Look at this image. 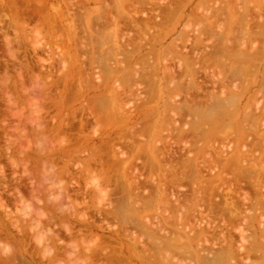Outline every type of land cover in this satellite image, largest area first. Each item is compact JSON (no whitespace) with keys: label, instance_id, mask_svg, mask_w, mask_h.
<instances>
[{"label":"rangeland","instance_id":"obj_1","mask_svg":"<svg viewBox=\"0 0 264 264\" xmlns=\"http://www.w3.org/2000/svg\"><path fill=\"white\" fill-rule=\"evenodd\" d=\"M240 2L243 3L244 7L251 6L249 7L250 9L252 7L254 8L256 6H259L261 16L264 17V0H261V1L260 0H0V196H1L0 201L2 203L4 202V204L6 205V207L4 206V210L1 209L3 208V206H1L2 204L0 205V209H1L0 231H5L4 225H7L10 229H12L13 234L16 235L15 236L16 238H21V237L25 238L26 234L28 235L27 232H29L30 234L28 235L29 236L28 242H0V264H6L4 262H5V258L7 257L6 255L8 254L7 252L9 249L8 247L9 245L13 246V249H15V251L16 250L22 251L25 257L24 259L31 261L32 257H34L36 260H38L39 264H41L39 260L42 261V259H45L42 261L43 264L44 263L45 264H109V263L110 264H118V263L124 264V262L122 261V258L124 259V261L125 259L129 260V262L126 260L127 261L126 264H129V263L130 264H134V263L135 264H152L153 262L154 264H179V263L187 264V262L190 259H192L193 256L195 259L193 258L192 260H190L191 262L192 261L193 262L191 263L189 261L188 263L189 264H199V258L204 257L202 247H200L199 248L200 250H199L198 245H197L198 243H195V242L193 243L189 240L190 235L195 233L193 232L195 226H196L195 229L197 230H198V226L196 222L195 224H193L194 223L193 222L192 225H194V227H192L191 225L192 231H190L189 228L185 229V227H179L176 224L172 225L176 219H178L181 215H183L182 212H185V211L183 210L182 212H180L179 214L181 215H179V217L177 218H175L176 216H178V215H175L176 212H174L173 215H171L173 217L169 216L171 213V209H172L171 206L173 204L172 202L173 200L172 201L170 200L172 199V197L169 196L170 193H167V196L165 197L166 199L169 197L170 202H172V204L170 203L171 206L168 204V201H167L168 199L166 200L167 202L166 204L165 202H163L165 205L163 203L161 205L160 203V205L162 206V208H164V210L166 208L165 211H170V212H167L165 215V211H163V214H162L161 211L163 209L161 210V208H159L160 205H157V203H155L157 206H159V207L156 206L159 209L155 208V205H154L153 208L155 209L152 210L151 208L150 212H148L149 210L146 211L148 212L147 214H145L146 212H143L145 214L143 217L144 218L149 217L148 219H150L151 216H154V217H151V219L156 220L158 218L156 222H158V220L160 219L159 217L162 218L161 220H164L165 216L171 217L170 219H167L168 222L165 220V223H164V225L165 224L169 225L167 229L170 230L171 232L165 229L166 226H164L163 224H161L163 227L161 225L158 227H160V229L161 228L164 229L165 230V231L163 230L164 232L158 229L157 225L159 224L156 225V223L153 220H148L147 218L144 219L143 217L142 218H143V223L145 222L144 225L146 224L148 226L145 228H148V229L152 228V230H148L151 234L154 233L153 229L155 228L158 230V233L160 234L165 233L167 230L168 233L167 232L165 233L167 238L163 237L165 236L164 234L162 236L160 234H159L160 236L158 235L156 236L161 238L159 240H162V239L164 241L168 240V242H165L164 245L168 243V246H170L171 248L169 249L170 251L168 250V252L173 257L169 256V253L166 252L167 250H163L161 252L163 253L165 251L166 255L164 252L163 254H160L158 256L157 253H160V252H158V250L156 249H158L159 247L158 245L160 243L162 244V242H159V244L158 242H154L152 240L149 242L150 238L147 239L148 238V237L146 238L147 235L144 236L145 233H143L144 235L142 234V231H143L142 229L144 227V225H141L143 224L141 221V216H140V215H143L142 212L141 214L138 215L140 217L138 221L139 220L141 221L139 223H140V227L142 226L141 227L142 229L139 228L138 225L137 227L136 226L134 227V225H136L134 224V222H132V224L134 225L126 224L127 225L126 227V225L123 224V222H120L118 219L114 217V212L119 207H121L120 206L121 204L124 205V201H125L124 195H126L125 196L126 198L127 193L130 192L129 191L130 189L125 190L124 192L123 188L125 189H128V187L131 188L130 186H132V184L134 187V183L136 181H138L137 183H140L142 180L143 181L145 180V183L144 182L140 183V185L141 184L142 185L148 184V185L145 186V189L142 187L143 189L141 188L139 190H143L141 192L142 195L144 194L148 195V190H151V189L149 188L147 189L146 187L149 186L151 188L153 187L154 189H156L158 184L163 185L166 179L169 180L170 183H171V180H173L174 182L175 177H173V179H170L174 175H176V177L179 176L182 179H186L188 177L187 175L189 174L188 173L190 170L189 168L191 167V169H194L195 167V166L192 167V165L188 166V163H191V161H194L195 163V159H196V163H195L196 166L202 165L204 159H205V162H207V160L208 162L212 161L214 165V162H215L213 161L214 153H215L214 155H216V158L221 153V155L219 156H222V157L219 158L218 161L219 160L221 161L222 158H226L225 160L228 159L229 161V162L227 161L228 165L226 167L227 162L226 164H224V161H222L223 165H225L224 167L222 166L223 168L222 169L220 165L222 163L219 162L220 163L219 164L220 166H219L217 165V162H215V165L219 166L221 170L219 167H216L214 165V167H216L217 169L215 168L212 174L209 173L207 175V172H205V170L206 171L208 170L204 169L203 170L204 173H201L202 175H200L202 178V180L200 181L204 182L206 180H209V183H210V179L212 178L213 180L217 179L220 181V177L222 180V178L226 177L227 174H228V177L229 178L231 177L233 181L234 179H236L235 181H237L236 175H238V177H241L240 174L242 173L239 170L237 172H234L237 170V167L239 168L241 167L243 170L245 169L244 171L246 172L247 168L249 169L253 166L255 167V170L254 168L249 170V171L253 170V173L251 172L250 174L246 172L249 174L248 175L249 179L251 178L250 184L255 182L254 180H256V182L258 183L257 179L260 181L262 180L264 181V170H263L264 169V152H263L264 151L263 149L264 120H262L264 118L258 117L262 121L259 120L261 121V123L259 122L255 123L256 124L255 129L256 131H258L256 132V134L254 132L255 129H253L254 130L253 132L251 129L248 130L249 127L254 128L255 124L253 123L254 124L253 125L251 123V126L252 125L254 126V127L253 126L251 127L249 123V127H248L247 123H244L243 117L245 116V114H243L244 113L243 107H245L244 106L245 103L246 104L248 103L247 100H245L241 104L240 111L238 112L236 111L237 112L236 114L232 116L231 115L226 116L224 118H218L222 114L220 113V114H217L218 117L216 119H213L215 118L216 114L213 113V115L214 114L215 115L212 118L210 117V115L212 114L211 113L209 117L207 116L206 117L207 119L212 118V120L204 119L203 116L205 117V115L202 113V111L205 110L206 113L208 112L205 107L204 108L200 107V109L201 110L203 109V110L198 111V113L201 112L200 113L201 116L196 114L197 113L196 110H195L196 113L195 111H193L196 114V116L198 115L197 116L198 119H196L197 117L194 116L195 114L193 112L192 113L194 115L189 114V112L185 110L184 112L186 113L182 114L183 111H180L178 108L182 106V104L180 105V103L182 99H184L186 96L184 94L185 91L183 93L180 91L177 92L176 90L175 92H172L173 88H175L176 86L172 87L170 85L174 86L175 81H169L166 75L168 72L172 73L174 70L178 71L177 66L179 63V58L176 57V53H174V51L175 49L176 51H181L182 48L185 46V41H187L188 39L193 40L192 38L203 37L205 41L208 39L207 43L210 42L209 36L211 34L208 33L209 35L207 37L205 36V32L204 34L202 33L203 31H206L207 28L212 29L210 27V25L212 24H213L212 30L214 32H211L212 30L211 31L209 30V31L214 34H217V33L219 34L220 32H222L221 30L225 28H230L231 26L232 28L235 29L236 28L235 26L236 18L239 17L238 16L239 13L237 11L241 9L242 11L240 12H244L243 10L244 7H242V4H240ZM240 5L242 8L240 9L238 8L239 10L236 9V7L237 6L240 7ZM166 11L167 12L169 11L168 14ZM236 13L238 15H236ZM252 14H253V11H252ZM256 16L258 17V15ZM263 17L262 19L260 18V20H263ZM238 19L239 18H237V20ZM255 19L251 20V22L253 23ZM235 32L237 34V31ZM111 34L114 35V37L113 36L111 37ZM214 34L211 36H216V42H217L219 38H217V35H214ZM235 36L238 37L239 35H235ZM259 38L260 37H257L258 40H260ZM257 39H255L254 41H256ZM191 40L188 41L189 45L186 42V46L188 47V49L190 48ZM258 40H257L258 43L255 42L256 44L254 43L253 46L250 43L248 46L249 48H247L248 44L243 45L245 47L243 48V50L247 48L248 50L252 51L251 50V46H252L253 51H254L260 45L259 48H257V50L259 49V51L264 52V42L263 44L262 42L260 44V41H262V39L260 41ZM214 41H211V42H214ZM213 44L214 43H212V46ZM214 45L216 46V44ZM206 46L210 47L211 43H208ZM212 46L211 48H213ZM234 46L239 48L235 44ZM239 49H242V47ZM183 50L185 52V48H183ZM107 53L110 54L109 55L110 57L107 56L108 55ZM105 59H107V61ZM221 60L222 59L220 58V61H217L220 63L218 64L221 65V68H219V65H217L219 69L216 70L217 69V66H216L215 70H213L214 73H217L219 72L220 69H222L221 63H224V62L223 61L221 62ZM227 62H226V65H228ZM255 63L257 64V66L260 64L262 67L261 68L262 71H264V61L262 63L261 61H258ZM254 70L256 69H253V71ZM202 76L205 77L204 74ZM202 76H201V80L203 81ZM144 77L146 80H144ZM165 77L167 79H165ZM207 78L208 76H206V78L204 79L205 83L207 82L206 80ZM201 80L199 78V81ZM169 82H170V85H169ZM187 82H190V81L188 80ZM186 86L188 87L190 86V84L188 85L186 84ZM211 86L210 88L209 87L207 88L211 89ZM262 89L258 88V92H257V95L259 93L258 95L259 97L257 96L258 100L256 98V100L254 99L253 101H257V104L260 103L261 108L264 109V96H263L264 92ZM24 90H26L27 92ZM192 90H194V87ZM259 90H261V92ZM194 92H192V94ZM172 93L175 94L174 95L175 97L171 96ZM170 96L173 98V100L170 98ZM100 100L102 101L105 100L102 102L104 104L101 107L100 105L102 103L98 105L99 102H101ZM146 100H148L147 101L148 103L146 102ZM28 101H31V102H28ZM175 103L179 105H175ZM173 108L178 109L181 114L177 112L178 110L174 111ZM254 108H257L255 110H258V112L254 111L252 113H255V114L261 113L259 110L261 109L259 108V105L258 106L255 105ZM248 112L246 110V113ZM178 113L180 115L177 116ZM223 114L225 115L226 112ZM170 119L171 121H169ZM195 120H197V122L198 120L199 121L201 120L203 124L200 122L201 124L199 123L198 126L195 127L194 125H192V123H194ZM247 121L249 120L247 119ZM252 121L254 122L255 120L252 119ZM187 124L190 126V128ZM244 124L246 125L244 126ZM148 125H149L148 128H150V130L148 129L147 131ZM212 126L214 128H211ZM182 127L183 128L188 127L186 130L183 129L184 130L183 135H182V132L181 131L180 132H181L183 139L186 138L187 140L189 139L188 137H190L189 139L190 142L189 140L187 141H184L183 139L182 140L184 142H188L189 146H191L190 144H192L193 146V144L196 142L195 147L197 146L196 144L198 142V146L202 149H199L198 147H196L197 151L199 149V151L197 152L196 150H192V149H195L194 147L192 148V146L191 148H189L188 145H187L188 147L186 148L184 147L186 145L185 143H182L181 141L182 137L179 132V130H181ZM201 127L204 128V132L206 131L205 128L210 129L209 131L210 133L207 132V133L202 134V136H199V134L201 135V133H203V131H200ZM197 128H199L198 131H200V133L198 131H195ZM176 129L179 133L176 131ZM136 131H138L137 134H136ZM149 131H152V132L149 133ZM223 131L224 132L228 131V132L225 134ZM250 131L254 133L253 135H256L255 138H259V134H260V138L258 140L256 139L257 141H255V138L253 135L250 136L249 134H247V132L250 133ZM229 132L231 133L232 136L230 135ZM130 133L132 134L131 139H130ZM138 133L140 134L142 133V135L140 134L138 135ZM185 133L187 134L189 133L188 135H191V136L193 134L194 137L196 135L197 136L195 139H193L194 137L188 136ZM194 133H196V135H194ZM215 133L216 134L218 133V134L216 135ZM222 133L224 135H227L228 133L229 134L226 137L224 135L218 137L219 135H222ZM160 135H162L163 137L165 136L166 138L168 137L167 135H169V137L167 138L168 141L165 140L166 139L165 137L162 140V136L159 137ZM178 135H180V140H178L179 139ZM203 135H206V137ZM233 135H235V138L233 137ZM247 135H249L251 138ZM222 137L225 138L223 139L225 141L221 139ZM227 138L229 139V141ZM159 139L162 140V142L160 143L159 141V144H158L157 140ZM164 140L166 141V143H164ZM171 140L173 142H175V140L177 142L178 140V146L176 147L175 146L176 142L173 144ZM250 140H252L251 141L252 144H250L252 145V147H253V144L257 146L259 143L258 147L254 145L255 147H253L252 149L253 151H251L252 147L250 148L248 147ZM259 140L263 144L261 147L262 149L260 148L261 143ZM256 142L258 143L256 144ZM122 143H124V145L127 144L126 145L127 147L124 146ZM132 144H134V146ZM168 144L169 146L174 145V146H170L172 148L174 147L173 149L168 147V149L170 148L169 151H170V156H171V159L170 160L168 159L169 161H172L173 159L177 158L174 155L175 153H173V150L176 148H178L180 151V148L183 147L186 150L190 151L188 152L184 149V152L186 151V154L188 156H186L185 154L183 159L179 157L181 160V161L178 160L179 162L177 161V159H175V162L177 161L176 164L174 161H172L174 165H178L177 163H179V165L181 166L182 164L185 165V168H186L185 174L188 173L186 175L187 177L183 173L185 171L183 170L184 169L183 167L178 166L179 169L180 168H183V169L176 172V166H174L172 162H168L167 160V163L175 167L176 174H172L173 171L171 172L168 171V170H172V168H169L171 167V165L169 166V164L167 165V163H165L166 161L164 162L165 163L164 165L168 166V170H167V168H164L165 166L160 165L162 163L161 161L160 162L157 161L159 159L155 155V148L156 149L161 148L165 145L167 147ZM244 145H245V148H244ZM216 148L218 150H216ZM241 148H244V150H242ZM147 149L150 154L149 156L151 158L147 155L148 152L147 153L144 152L148 156L146 160L145 155L141 151H147ZM247 149H249L250 153L252 154L249 155V150L247 151ZM129 151L132 152V154L134 153L133 151H135V153L132 155ZM164 151H166V148ZM175 151L177 155L179 151L177 149ZM194 151H196L197 153L196 154L193 153ZM217 151L219 152V154H217L218 153ZM123 152H125V154ZM191 152L192 154L189 157V154ZM171 153H173L172 155H174L175 158L171 155ZM142 154L143 156H141L140 158V155ZM254 154L257 156L254 157ZM206 155L209 158L207 160H206V157H207ZM244 155L246 157H244ZM124 157L126 160L124 159ZM189 158L191 159L189 160ZM235 158H238L239 160L241 159L240 162H238L239 161L238 159L235 160ZM251 158L253 160H251ZM144 159L146 161L145 163H142ZM198 159H200L199 160L200 165H198L199 163ZM118 160L121 162H119ZM148 160L149 162L153 161L155 163L154 165L157 164V167L160 165L159 168H157V171L159 169V174H160V170L163 168L167 170V172L166 171L163 172L165 176H167L166 174H170L172 176L170 177L168 176L169 178L165 177V180H162L164 179V176L162 178H161L162 174L161 176H158L159 175L158 172L156 170H155L156 172L153 171L155 168H153L152 170L151 169L152 167L148 165L150 167V172H151V174H149L148 172L149 168L147 167V164L149 163L147 162ZM185 160L186 161L189 160V162L187 163ZM254 160L255 161L259 160L258 162L260 163L261 169L258 168L259 163L257 161L255 162ZM180 162H182V164ZM183 162H186L187 164L186 163L184 164ZM208 162H207L208 165L206 163L204 164L207 165L209 169L214 168V167L210 168L212 164L209 165L210 163ZM236 162L240 163V165ZM253 162L257 164H254ZM133 163L135 167H137L136 168L137 170L134 169V167L133 168L130 167L133 165ZM151 164L150 165L153 166V163ZM233 164H234V168H232ZM117 165L119 168H116ZM235 165H239V166L235 167ZM143 166H146L148 168L147 169L145 167V169H147V172L146 170L143 171L144 169ZM204 166L202 167L208 168L207 166L205 167ZM187 168L189 170H187ZM203 168L199 167V169L197 168L198 169L197 171H199L200 173V170ZM218 168L220 171L218 170ZM229 168H231L233 172L232 170L231 171L228 170ZM132 169L136 171H133ZM151 170L154 172V177L157 176L155 178L153 177L155 179V182L156 181L158 182V179H159L160 183H157V186L151 185L152 184L151 181H154L151 177V175H153ZM256 170L258 171L259 173L258 175L260 176L257 175ZM181 171H183L182 172L183 174H179V172L181 173ZM191 171L193 170H190V174L192 173ZM197 171H195V173H198ZM215 171H218L217 174H215L216 173ZM226 171L227 172L229 171L230 173H227ZM244 171H243L244 174H242L244 176H242L241 178H244L246 176V173ZM146 174L147 175L149 174V176H147ZM232 175L234 177H232ZM120 176H121V179H120ZM129 176L131 177V179L128 178ZM197 176H196L197 178H195L196 180L200 178L199 175ZM132 177L134 179V182L132 181ZM146 177H149L151 180L149 181V179ZM191 177L193 178L192 175ZM252 177L257 178V179L253 180ZM48 178H50V180ZM45 179H48V181ZM177 179L178 178H175V180ZM182 179H181V183L179 181L180 185L182 184L185 185V183L187 184L189 180L191 183H188V185L192 184L193 179L191 180L190 177H188V179H186L185 182L183 181L184 183L182 182ZM226 180H229V179H226ZM243 180L240 181L239 179L241 184L242 182L244 183ZM251 180L253 181L251 182ZM169 181H165V183ZM246 181L248 183L249 180H245V183ZM51 182L52 183L54 182V183L52 184ZM165 183L164 185H166ZM199 183L198 185H197V181L195 183L196 184L195 188L196 186H198L196 188V191H200L204 189L203 187L201 189L199 188L202 185L206 188L205 184L207 186L209 184V183L207 184L206 182H204L205 184L201 183L202 184L201 185ZM171 184L173 185V183ZM250 184L245 185V186H250ZM125 185L126 187H124ZM162 185H160L161 187L160 189H158L160 190L158 191L160 193L163 191L164 188H166L164 185H163L164 187L163 188ZM43 186H46L48 189L46 187L44 188ZM190 186L191 185H189L188 188H190ZM192 186L194 185L192 184ZM245 186L243 187L247 189L248 187H245ZM117 187L119 188V191H122L121 193L124 195H122L119 191H115V189L116 190L118 189ZM167 187H170V186H167ZM181 187L184 188L183 186ZM153 188L152 190H154ZM161 188H162V191H161ZM182 188L181 190L180 188L178 190L180 192H183L184 190L186 191L185 188L184 190H182ZM188 188L187 190H189ZM191 188L193 189V187ZM191 188L189 191L192 190ZM185 191L183 193H185ZM193 191L194 190H192V192ZM249 191L251 192V195L254 194V191L251 190L250 187H249ZM20 192H22V194H24L25 197L27 196L26 200L28 204H30L31 206L28 208L29 210L28 214H30L29 212H32L33 209L37 212L39 211V213L32 212V213H36L37 215L38 214L41 215L44 213L45 214L44 218H42L44 221L41 218L39 219L40 221L42 220L43 223L48 220L50 221V218L53 219L54 217L55 220L54 222H51V227L52 228L54 227L53 229H56V231L61 230L60 231L61 233L59 232L60 236L63 234L61 242H56L57 241L56 238L52 242L50 241L49 243L48 242L46 243L36 242L34 235L35 236L37 235V230L34 231V233L32 230L34 226L36 225L34 223L35 220L37 222L38 220L37 218L39 217H37L36 215V218H35L34 217L35 215H32V217L30 216L29 218L28 214L27 215L23 214V211H22L23 207L21 203V198L23 197V195L22 194L21 196L18 195L20 194ZM58 192L61 194V197H59L60 198L59 202H62L61 200L65 199V204L67 206L62 204L64 201L62 203L56 202L58 201V199H55V197H58L60 195V194H57ZM114 192L120 193L121 195L119 194V196H117L116 195L117 193H116L115 194L116 197H115L113 196ZM136 193H139V192L137 191ZM186 193H188V191H186ZM189 194L191 195L192 193L190 192ZM18 196L19 198L21 197L20 201L16 200ZM33 196H36L38 201L39 200L41 201L40 202L41 204L39 202L37 203L36 197L34 198ZM263 196H264V192H263ZM263 196L261 197V199L264 198ZM32 197L34 199H32ZM119 197L121 198L119 199ZM144 197H147V196L145 195ZM165 197L158 198V199L159 201H163L161 199H165ZM50 199L52 200L54 199V200L51 201ZM115 199H116V202H115ZM121 199L122 201L124 200L123 203H121L120 201ZM126 199H130V198L127 197ZM42 200L44 203L42 202ZM262 200L264 201V199ZM69 201H71V203ZM76 201H78L79 203ZM128 202L131 203V205L133 204L132 206L129 204L130 208L131 207L138 208V205L135 203H132L131 199L128 200ZM140 203H142V201L138 202V204ZM167 204L170 206L171 209L169 208ZM59 205L61 206V208H63L64 212H62V214L61 212H59L60 210L57 211L58 208L56 207H59ZM126 206H128V204ZM65 207L68 209H66ZM39 208L43 210L42 213L40 212L41 210ZM71 208L74 210L72 211ZM167 208H169L170 210H168ZM258 211L259 209L256 211H253L250 209L248 214L251 216L245 217L246 219L249 217L247 219L248 221L250 220L253 221L254 227H252V225H250L251 227L248 226L251 229V230L249 229V231L251 232V235H254L255 233H258L259 230L264 229V227L261 228L259 226V225L264 226V223H262L264 221V218H263V221L261 219L262 222L260 224H258L260 220L256 219L257 217L261 218L260 214H263L264 211L263 212L259 211V213ZM67 212H68V215H67ZM70 212L71 213L73 212L72 214H74L73 215L74 218L73 216L71 218ZM81 212L84 213V217L86 214L89 216L91 215L90 217L92 218L90 219L89 216H86V218H82L83 216H81L82 215ZM99 212L101 214H99ZM102 213L105 216H103ZM46 215H50L51 217L48 216L49 217L48 218L46 217ZM64 215L68 216L67 217L68 219H63ZM244 216H245V213H244ZM26 218H27V221H25ZM32 219H34L33 223L35 225L33 226L31 230L30 229L31 225L29 223L32 222L31 221ZM101 219L102 221H100ZM171 219H173V221H169ZM179 219L181 220V218ZM161 220H159L158 223H160ZM256 220H259V221H256ZM62 222L64 223L63 226H62ZM54 223L58 224L59 227L54 225ZM65 223L66 224L68 223L69 225L72 224V225L66 226ZM249 223L252 224L251 222ZM92 224L95 225V227ZM151 224L156 225V226L152 227L153 225ZM130 225L131 227H129ZM243 226L242 228L246 227V226L245 227ZM63 227L65 229L67 227L69 228L72 227L74 232L78 231L77 233H80L79 232L80 230L84 232L82 234H76V233H73L72 231L71 233L72 235L69 236V233L67 232L69 228L66 231L65 229H63ZM93 227L95 228V231L94 233H91L90 228H93ZM128 227L129 229H127ZM26 229L29 231H27ZM252 229L254 232L256 230L254 234H252L253 233ZM102 230L106 234H104ZM246 230L248 231V229ZM117 231L119 232L118 235L120 236L122 240H118L115 237L112 241L110 237L112 234L116 235ZM123 231H125L124 232L125 235L123 234V236H126V237L122 236ZM160 231H162L163 233H161ZM175 232L177 233V235H174L175 236L174 237L173 234ZM170 233L175 239H173L170 236ZM249 234L250 233L248 232V235ZM118 235L116 236L118 237ZM127 235H131V237ZM178 235L183 241H181L178 238ZM182 235L184 238L182 237ZM102 236L106 238V241H108V238H109L110 242L109 241L106 243L103 242L104 244H102L101 241H105L103 240L105 238ZM100 237L103 239H101ZM132 237H133V242L135 240L134 243L136 244V247H133L135 245L132 242ZM253 237L254 236H252V238ZM69 238H71V241H69L70 240ZM99 238L101 240L98 242ZM144 238L145 240L148 241L149 244L147 243V241L145 242V240L142 241ZM75 239L77 241L76 243L75 241H73ZM178 239L179 241L170 243L171 240H178ZM254 239L256 238L254 237ZM186 240H187V243H186ZM71 242H74V243H71ZM139 242L143 244L141 245ZM263 242L264 240L260 242L257 241L254 243L257 244L258 249L264 255V248H263L264 243ZM47 243L49 244L47 245L48 247L46 246ZM50 243L52 246L50 245ZM68 243L71 244V245L69 244L70 247L67 246ZM184 244L186 248L185 246H182ZM143 245H145L146 247ZM155 245H157V247ZM174 246L175 247L177 246V247L175 248ZM4 247L6 248L8 247V249L6 250L7 252H3V249H5ZM62 247H65L66 249L67 248L68 249L66 250ZM172 247L176 250L177 249L180 250L179 251L180 253L182 250V253L181 254L177 253L178 250L174 252V249H172ZM46 248L47 249L49 248V251L52 257L50 256ZM9 250L11 251L12 248H10ZM71 250L72 251L74 250L73 253ZM115 250L117 252L120 250L122 254L117 253ZM153 250L156 252H154ZM184 250L186 251V254L184 253L185 252ZM173 252L175 253V255H173L174 254ZM176 253L179 256H182L183 254L184 257L183 256L179 257L176 255ZM150 254L151 256L154 254L155 255V256L153 255V258L155 257L154 260L159 259V262L158 260L157 262L154 261L152 257H148L150 256ZM167 254H168V257H167ZM199 254H201V256ZM97 255L98 256L100 255V256L98 257ZM117 255H118L117 258L119 260L114 258ZM190 255L192 257H189ZM146 256L148 259L145 258ZM111 257L113 260L111 259ZM120 257H121V260H120ZM160 257L161 259L163 258L162 260L164 262L162 260L160 261ZM188 257H189V260L186 259ZM210 257H212L213 259V255H210L209 258ZM116 260H118L119 262ZM19 262L18 260H16L15 262H12V263L22 264L21 262L20 263ZM261 264H264V262H261Z\"/></svg>","mask_w":264,"mask_h":264},{"label":"bare ground","instance_id":"obj_2","mask_svg":"<svg viewBox=\"0 0 264 264\" xmlns=\"http://www.w3.org/2000/svg\"><path fill=\"white\" fill-rule=\"evenodd\" d=\"M261 1V0H260ZM258 2V1H257ZM240 4H242V7H244L243 6V3H241L240 2ZM238 5V4H237ZM239 6V5H238ZM236 7V9H240V8H242L241 7V5H240V7ZM249 7H251V6H249ZM249 7H244L243 8V10H244V12H240V11H242L241 9L239 10V11H237L238 13H239V15L236 13V15H238L239 17H237V18H239L238 20H237V18H236V22H235V20H234V22L236 23V28L239 30H237L236 28V30L234 29V28H232V26L230 27V28H225V29H223V30H225V31H223V30H221L222 32H220L219 34L217 33V34H214V33H211V32H214L212 29H213V27H212V25H210V23H209V25H210V27L212 28V29H209V28H207V30L209 31H203V33L202 34H204V32H205V36H207L208 37V35L209 34H211V35H217V38H219L218 40H217V42H216V36H209V41L210 42H208V43H211V46H212V43H214V44H216V46L213 44V48H211V46L210 47H208V46H206L208 43H207V40L205 41V39H203V37H197V38H192L193 40H191V39H188L187 41H185V46L183 47V48H185V52H184V50H183V48H182V50L181 51H176V49H175V51H174V53H176V57H178L179 58V63H178V71L176 70H174L172 73H167L166 75H167V78L169 79V81H175V83H174V86L173 85H170V82H169V85L170 86H172V87H175V88H173V90H172V92H175V90L177 91V92H184V94L186 95H183V96H185V98L184 99H182V101H181V103H180V105L182 104V106H180V108H178L180 111H183V113L182 114H184V113H186V112H184L185 110L186 111H188L189 112V114H192V115H194L195 113H196V111H197V113L196 114H198V115H200L201 116V112L200 113H198V111H202L201 109H200V107L202 108H206V110L208 111L207 113H206V111L205 110H203L202 111V113L205 115V117L207 116V117H209V115H210V117H212L213 118V116L215 115V118H213V119H216L218 116H217V114H220V113H225L226 112V114L224 115H222L221 114V116H219L218 118H224V117H226V116H232V115H234V114H236L238 111H240V109H241V104L245 101V100H247V104L245 103V107H243V114H245V116L243 117L244 118V123H247V125H248V127H249V123H250V126H251V123L253 124H255V123H261V121L262 120H264V119H259V118H264L263 116V112H264V109H262L261 108V105H260V103H258L257 104V101H253L254 99L256 100V98H257V96L259 95V93H258V95H257V92H258V88H263L262 90H263V92H264V71H262V67H261V65L259 64L258 66H257V64L255 63V62H258V61H261V63L264 61V52H261V51H259V49L257 50V48H259V46L253 51V48H252V46H253V44L256 42V43H258L257 42V37H260L259 39L261 40L262 39V41H260V40H258V41H260V44H261V42H262V44H263V42H264V17L263 16H261V13H260V8H259V6H256V7H252L251 9L249 8ZM235 8V7H234ZM249 8V9H248ZM253 9V10H252ZM258 9V10H257ZM235 10V9H234ZM253 11V14H252V11ZM236 11V10H235ZM167 12V11H166ZM169 12V11H168ZM168 12H167V14H168ZM241 14V15H240ZM260 14V15H259ZM218 15H220V14H218ZM217 15V16H218ZM256 15H258V17L256 16ZM263 15V14H262ZM256 16V17H255ZM260 16V17H259ZM212 17V16H211ZM242 17V18H241ZM250 17V18H249ZM262 17H263V20H260V18L262 19ZM255 18H257V19H255ZM259 18V19H258ZM253 19H255V21L252 23L251 22V20H253ZM238 22V23H237ZM250 22H251V24H250ZM237 24H238V26H237ZM240 24V25H239ZM234 26V27H235ZM209 27V26H208ZM239 27V28H238ZM253 29H255V30H253ZM237 31V34H236V32L235 31ZM224 32V33H223ZM114 33V32H113ZM209 33V34H208ZM221 33H223V34H221ZM235 33V34H234ZM207 34V35H206ZM221 34V35H220ZM235 35H239L238 37L237 36H235ZM114 37V35H112L111 34V37ZM214 37V38H213ZM233 37H235V38H233ZM237 37V38H236ZM211 38V39H210ZM254 38V39H253ZM214 39H215V41H214ZM255 39H257L256 41H254ZM191 40V42H190V48L188 49V47L186 46V42H187V44L189 43L188 41H190ZM211 41H214V42H211ZM206 42V43H205ZM251 43V50L252 51H250V50H248L247 48H249L248 46H249V44ZM255 43V44H256ZM234 44L236 45V46H238L239 48H241L242 47V49H239V48H237V47H235L234 46ZM246 44H248L247 45V48L245 49V50H243V48H245L243 45H246ZM189 45V44H188ZM242 45V46H241ZM177 48V47H176ZM209 48V49H208ZM218 48V49H217ZM234 48H235V50H234ZM111 51V50H110ZM183 51V52H182ZM256 51V52H255ZM113 53V52H112ZM108 54V53H107ZM110 54H108L107 56H109ZM110 57V56H109ZM108 57V58H109ZM112 58V57H111ZM110 58V59H111ZM219 59V60H217V59ZM220 58L222 59L221 60V62L223 61L224 63H221L222 64V69H220L219 70V72H217V73H214V71L213 70H215V68H216V66L217 65H219L220 63L219 62H217V61H220ZM102 59H103V57H102ZM225 59V60H224ZM106 61H107V59H105ZM105 60H104V62H105ZM217 60V61H216ZM215 61H216V63H215ZM228 61V62H227ZM101 62V61H100ZM226 62L228 63V65H226ZM219 63V64H218ZM256 64V65H255ZM212 65V66H211ZM214 65H215V67H214ZM214 68V69H213ZM219 68H221V65H219ZM218 68V66H217V69L216 70H218L219 69ZM256 69V70H254L253 71V69ZM213 71V72H212ZM212 74V76H211V74ZM204 74L205 75V77L204 76H202V75ZM199 75H200V77H199ZM201 76H202V78H203V81L201 80ZM206 76H208V78H210V76H211V78L210 79H206L207 80V82L209 83V81L211 80L212 81V83H211V81H210V83L208 84L207 82L205 83V81H204V79L206 78ZM200 78V80L201 81H199V78ZM166 77H165V79H167ZM141 80V79H140ZM144 80H146L145 79V77H144ZM190 81V82H187V81ZM209 80V81H208ZM187 82V83H186ZM199 82H201V83H199ZM32 83V82H31ZM172 83V82H171ZM186 84L188 85V84H190V86H186ZM207 85H209V86H207ZM212 85V86H211ZM210 86H211V89H209L210 88ZM193 87H194V90H192L193 89ZM207 87H209V88H207ZM192 88V89H191ZM170 89H172V88H170ZM196 90V91H195ZM24 91H26V90H24ZM194 92L193 94H192V92ZM260 92H261V90H259ZM27 92V91H26ZM171 92V91H170ZM262 92V93H263ZM175 94H171V96L172 97H175L174 96ZM263 95V94H262ZM131 96V95H130ZM170 96V98L173 100V98ZM179 96V95H178ZM182 96V95H181ZM256 96V97H255ZM264 96V95H263ZM180 97V96H179ZM259 97V96H258ZM136 98V97H135ZM30 99V98H29ZM257 100H258V98H257ZM101 102H99V104L98 105H100L103 101H105V100H100ZM125 101V100H124ZM144 101V100H143ZM148 100H146V102H147ZM28 102H31V101H28ZM145 102V101H144ZM254 102H256V103H254ZM106 103V102H105ZM148 103V102H147ZM251 103V104H250ZM104 103H102L101 105H100V107L103 105ZM173 104H174V102H173ZM259 105V108H261V109H259L260 110V112L261 113H258L259 114V116H258V114L256 113H252V112H258V110H255V109H257V108H254L255 107V105ZM175 105H179V104H177V103H175ZM251 106V107H250ZM254 106V107H253ZM172 107V106H171ZM175 107H177V106H175ZM186 107H187V109H186ZM199 107V108H198ZM252 107H253V109H252ZM263 107V106H262ZM174 109V108H173ZM176 109V108H175ZM174 109V111H177L178 109H176L175 110ZM250 109V110H249ZM98 110H99V108H98ZM101 110V109H100ZM179 110L177 111V112H179ZM196 110V111H195ZM246 110H247V112L248 111H250V112H248V113H246ZM253 110V111H252ZM263 110V111H262ZM193 111H195V113L193 112ZM237 111V112H236ZM191 112V113H190ZM194 114H193V113ZM206 114H205V113ZM180 113V112H179ZM177 114V116L178 115H180V114ZM213 113H215L214 115H213ZM227 113H229V114H227ZM263 113V114H262ZM196 114L194 115L195 117H197L196 116ZM240 114V113H239ZM254 114H255V116H254ZM186 115V114H185ZM257 115V116H256ZM263 115V116H262ZM262 116V117H261ZM183 117H184V115H183ZM204 116H203V118L204 119H207V117L205 118ZM259 117V118H258ZM212 118H208V119H210V120H212ZM97 119V118H96ZM196 119H198V117L196 118ZM199 119H200V117H199ZM207 119V120H208ZM247 119L249 120V121H251V122H249V121H247ZM252 119L253 120H255L254 122L252 121ZM259 120H261V121H259ZM169 121H171V119L169 120ZM205 121V120H204ZM231 121V120H230ZM247 121V122H246ZM102 122H103V120H102ZM196 122V123H195ZM201 122V120L199 121L198 120V122H197V120H195L194 121V123H192V125H194L195 127H197L198 126V124ZM202 124H203V122H201ZM200 123V124H201ZM208 123V122H207ZM229 123V122H228ZM185 124V123H184ZM196 124V125H195ZM205 124V123H204ZM225 124V123H224ZM253 124V125H254ZM180 125V124H179ZM188 125V124H187ZM226 125V124H225ZM246 124H244V126H245ZM252 125V126H253ZM182 126V125H181ZM184 126V125H183ZM189 126V125H188ZM201 126V125H200ZM199 126V127H200ZM251 126V127H252ZM255 126V127H254ZM253 127L254 128H250L249 127V129L248 130H252V132L254 131L253 129H255L256 128V124L254 125ZM149 127V125L147 126V131H148V129L150 130V128H148ZM179 127V126H178ZM193 127V126H192ZM247 127V126H246ZM181 128V127H180ZM188 128V127H187ZM186 127L185 128H183L182 127V129L181 130H179V132L181 131L182 132V135H183V133H184V130L183 129H187ZM189 128H190V126H189ZM208 128H209V126H208ZM206 129L205 128V132H204V128H200V131H203V133H201V135L199 134L200 133V131H198V129L199 128H197L195 131H198L197 133L199 134V136H202V134H204V133H207V132H209L210 131V129ZM211 128H214L213 126L211 127ZM245 128V127H244ZM139 129V128H138ZM151 129H152V127H151ZM172 129H174V128H172ZM202 129V130H201ZM221 129V128H220ZM246 129V130H247ZM137 130V129H136ZM145 130H146V128H145ZM183 130V131H182ZM208 130V131H207ZM246 130H245V132H246ZM247 130V131H248ZM127 131V130H126ZM152 131H153V129H152ZM152 131H149V133L150 132H152ZM176 131H177V129H176ZM195 131H193V132H195ZM137 132L138 131H136V134H137ZM178 132V131H177ZM178 132V133H179ZM181 132H180V135H181ZM224 132V131H223ZM228 131H226V132H224L225 134L227 133ZM251 131H250V133H252ZM255 134H256V132H258V131H256V129H255ZM133 133V132H132ZM144 133V132H143ZM148 133V132H147ZM146 133V134H147ZM178 133H176V134H178ZM210 133V132H209ZM230 133V132H229ZM228 133V134H229ZM249 132H247V134H249L250 136H252L254 133H252V134H250ZM134 134V133H133ZM140 133H138V135H139ZM145 134V133H144ZM175 134V135H176ZM185 134H187V133H185ZM189 134V133H188ZM187 134V135H188ZM190 134H192V133H190ZM216 134V133H215ZM218 134V133H217ZM216 134V135H217ZM227 134V135H228ZM257 134H259V133H257ZM126 135V134H125ZM128 135H129V133H128ZM131 133H130V139H131ZM137 135V136H138ZM140 135H142V133L140 134ZM149 135V134H148ZM163 135V134H162ZM162 135H160L159 137H161ZM180 135H178L179 137V139L178 140H180ZM182 135H181V137H182ZM194 135H196V133H194ZM224 134L222 133V135H219L218 137H220V136H223ZM227 135H224L225 137L227 136ZM230 135H231V133H230ZM229 135V136H230ZM243 135V134H242ZM249 135H247V136H249ZM157 136V135H156ZM168 137H169V135H167ZM177 136V135H176ZM188 136H191V135H188ZM187 136V137H188ZM197 136V135H196ZM196 136L194 137L193 136V134H192V136L191 137H194L193 139H195L196 138ZM203 136H205L206 137V135H203ZM208 136V135H207ZM228 136V137H229ZM232 136V135H231ZM247 136H246V138H247ZM249 136V137H250ZM254 136V138H255V136L256 135H253ZM262 136V135H261ZM127 137V136H126ZM135 137V136H134ZM142 137V136H141ZM165 137V136H164ZM163 136H162V140H163V138H164ZM167 137V138H168ZM233 137L235 138V135H233ZM248 137V138H249ZM257 137H258V135H257ZM128 138V137H127ZM166 138V137H165ZM167 138L165 139L166 141H168L167 140ZM185 138V137H184ZM189 139H190V137H188ZM230 138V137H229ZM237 138V137H236ZM251 138V137H250ZM259 138H260V134H259ZM259 138H255V141H257ZM262 138V137H261ZM135 139V138H134ZM137 139V138H136ZM155 139V138H154ZM183 137L181 138V141H182V143H185V145L186 146H184L185 148L186 147H188L189 146V143L188 142H184V141H187V140H189V139H187L186 140V138L185 139H183ZM192 139V140H193ZM199 139V138H198ZM209 139V138H208ZM219 139V138H218ZM222 140L223 139H225L224 137H222L221 138ZM228 139V138H227ZM257 139V140H256ZM264 139V138H263ZM262 139V140H263ZM63 140V139H62ZM138 140H139V138H138ZM156 140V139H155ZM162 140H157L158 141V144H159V141H160V143L162 142ZM164 140V143H166V141ZM178 140H177V142H176V140H175V142H173L172 140H171V142L174 144H176L175 146L177 147L178 146ZM191 140V141H192ZM197 140V139H196ZM200 140V139H199ZM198 140V141H199ZM214 140V139H213ZM221 140V141H222ZM245 140V139H244ZM253 140V139H252ZM252 140H250V143H249V145L250 144H252ZM194 141V140H193ZM217 141V140H216ZM223 141H225V140H223ZM228 141H229V139H228ZM246 141H247V139H246ZM249 141V140H248ZM260 141V140H259ZM67 142V141H66ZM114 142V141H113ZM117 142V141H116ZM134 142V141H133ZM132 142V143H133ZM139 142V141H138ZM170 142V141H169ZM189 142H190V140H189ZM231 142H233V141H231ZM236 142V141H235ZM234 142V143H235ZM244 142V141H243ZM130 143V142H129ZM128 143V144H129ZM137 143V142H136ZM168 143V142H167ZM188 143V144H187ZM193 143V142H192ZM196 143V142H195ZM195 143L193 144V146H192V144H190L191 146H192V148L194 147L195 149H192V150H196V147H198L199 149H202V148H200L199 146H198V142H197V146L195 147ZM255 143V142H254ZM258 142H256V144H257ZM260 143H261V141H260ZM111 144V143H110ZM123 145H124V143H122ZM163 144V143H162ZM170 144V143H169ZM169 144L167 145V147H166V145L165 146H163V147H161V148H155V155H156V157L159 159V160H157L158 162H162L163 163V165H162V163L160 164L161 166H165L164 164L165 163H167V160L169 159H171V156H170V148H172V147H170V146H174V145H170L169 146ZM211 144H213V143H211ZM248 144V143H247ZM127 145V144H126ZM126 145H124V146H126ZM133 146H134V144H132ZM184 145V144H183ZM183 145H181V146H183ZM188 145V146H187ZM245 145H246V143H245ZM245 145H244V148H245ZM248 145V147L250 148V147H252V145H250L249 146ZM255 144H253V147H255L254 146ZM262 143H261V146H260V148L262 147ZM129 146V145H128ZM153 146V145H152ZM151 146V147H152ZM191 146H189V148H191ZM219 146V145H218ZM228 146V145H227ZM243 146V145H242ZM259 146V143H258V145L256 146V147H258ZM109 147V146H108ZM127 147V146H126ZM130 147H131V145H130ZM129 147V148H130ZM158 147H160V146H158ZM168 147H170L169 149H168ZM175 147V148H176ZM215 147V146H214ZM253 147L251 148V151H253L252 149H253ZM123 148V147H122ZM165 148H166V151H164L165 150ZM174 148V147H173ZM172 148V149H173ZM182 148V149H181ZM180 148V151H179V149L178 148H176L178 151H179V153H177V155H176V149H174L173 150V153H175L174 155L177 157V158H175L174 157V155H172L173 153H171V155L175 158V159H177V161L178 160H180V158L179 157H181L182 159H183V157L185 156V154H186V151H188V150H186L185 148H183V147H181ZM197 148V149H198ZM218 148V147H217ZM216 148V150H218ZM244 148H241L242 150H244ZM247 148V147H246ZM125 149V148H124ZM172 149H171V151H172ZM184 149L186 150L185 152H184ZM199 149H198V151H199ZM215 149V148H214ZM233 149V148H232ZM259 149V148H258ZM262 149V148H261ZM263 149H264V145H263ZM158 150V151H157ZM191 150V151H192ZM227 150V149H226ZM249 149H247V151H248ZM260 150V149H259ZM117 151H118V149H117ZM119 151H120V149H119ZM132 151V150H131ZM153 151V150H152ZM177 151V152H178ZM197 151V150H196ZM196 151H194L193 153H197ZM206 151V150H205ZM224 151V150H223ZM232 151V150H231ZM246 151V152H247ZM257 151V150H256ZM130 152V151H129ZM134 153H135V151H133ZM137 152V151H136ZM141 152H143V154L145 155V157H146V160H147V157L150 155L149 154V152H148V149H147V151H141ZM147 153V155L145 154V153ZM158 152V153H157ZM188 152H190V151H188ZM218 152V151H217ZM219 152H220V150H219ZM219 152L217 153V154H219ZM222 152V151H221ZM226 152V151H225ZM225 152H223V153H225ZM245 152V151H244ZM264 152V151H263ZM113 153V152H112ZM124 154H125V152H123ZM131 154H132V152H130ZM133 153V154H134ZM151 153H153V152H151ZM255 153V152H254ZM41 154V153H40ZM132 154V155H133ZM137 154V153H136ZM143 154L142 155H140V158H141V156H143ZM159 154V155H158ZM189 154V153H188ZM192 154V152L189 154V157H190V155ZM205 154V153H204ZM215 154V153H214ZM213 154V161H215V162H217V165H219L220 163H222V164H220L221 165V168H222V166L224 167L225 165H223V162L222 161H224V164H226V162L228 161V159L227 160H225L226 158H222V160L220 161H218V159L219 158H221L222 156H219V155H221V153L218 155V157L216 158V155H214ZM230 154V153H229ZM250 154H252V153H250V150H249V155ZM131 155V156H132ZM158 155V156H157ZM179 155V156H178ZM194 155V154H193ZM192 155V156H193ZM125 156V155H124ZM169 156H170V158H169ZM186 156H188L187 154H186ZM191 156V157H192ZM207 156V155H206ZM205 156V157H206ZM215 156V157H214ZM248 156V155H247ZM255 156H257V155H255L254 154V157ZM145 157H143V158H145ZM150 157V156H149ZM172 157V158H173ZM202 157H203V155H202ZM225 157V156H224ZM244 157H246L245 155H244ZM243 157V158H244ZM250 157V156H249ZM248 157V158H249ZM261 157V156H260ZM114 158V157H113ZM139 158V159H140ZM151 158V157H150ZM179 158V159H178ZM186 158V157H185ZM217 159V160H215V159ZM228 158V157H227ZM241 158V157H240ZM247 158V159H248ZM258 158V157H257ZM118 159V158H117ZM124 159H125V157H124ZM127 159H128V157H127ZM175 159H173L172 161H174L175 162ZM188 159V158H187ZM186 159V160H187ZM191 158H189V160H190ZM207 159H209L208 158V156L206 157V160ZM238 158H235V160H237ZM242 159V158H241ZM240 159V160H241ZM123 160V159H122ZM126 160V159H125ZM145 159H144V161L142 162V163H145V161H146ZM168 160V162H172V161H169ZM185 160V161H186ZM189 160L188 161H186L187 163L189 162ZM200 159H198V165H200V161H199ZM234 160V159H233ZM234 160V161H235ZM239 160V159H238ZM240 160L238 161V162H240ZM245 160H246V158H245ZM251 160H253L252 158H251ZM119 161V160H118ZM166 161V162H165ZM176 161V162H177ZM181 161V160H180ZM183 161V160H182ZM202 161H203V159H202ZM249 161V160H248ZM255 161V160H254ZM257 162L259 161V160H256ZM255 161V162H256ZM263 161V160H262ZM111 162H113V161H111ZM119 162H121V161H119ZM131 162V161H130ZM147 162H149V160L147 161ZM165 162V163H164ZM176 162H175V164H176ZM179 162V161H178ZM186 162H183L184 164L186 163ZM207 162H208V160H207ZM207 162H205V159H204V161H203V164L204 163H206L207 164ZM212 161H210V162H208V163H210L209 165H213V162L211 163ZM215 162H214V165H215ZM220 162V163H219ZM229 162V161H228ZM228 162H227V164H226V167H227V165H228ZM238 162H236V163H238ZM250 162V161H249ZM109 163H110V161H109ZM151 163H153V166H151L152 164ZM181 164H182V162H180ZM186 163V164H187ZM195 163H196V159H195ZM195 163H194V161H191V163H188V166H191L192 165V167H194V169H195V171H197L198 169H199V167L200 168H203L202 166H204L202 163V165H200V166H196L195 165ZM234 163V162H233ZM252 163V162H251ZM254 163V162H253ZM259 163V162H258ZM121 164V163H120ZM124 164V163H123ZM151 164V165H150ZM155 163L153 162V161H151V162H149L148 164H147V167L149 168V174H151V172H150V167H152L151 169L153 170V168H155L153 171L154 172H156L157 171V168H159V166L157 167V164L156 165H154ZM169 163H167V165H168ZM172 164H173V162H172ZM178 165H174V166H176V172L177 171H180V170H182L183 168V170H185L184 172L183 171H181V173L179 172V174H183L184 173V175L186 176L188 173V177H190V179L192 180V184L194 185V186H192V184H189V185H191L190 186V188L191 187H193V189L192 190H194L193 192H192V190L191 191H189L190 190V188H188L189 187V185H188V183H191L190 182V180L187 182V184L185 183V185H180L179 184V181H180V183H181V179L182 178H180L179 176H177L176 177V175H174V176H172V175H170V174H166L167 176H165V174H163V172H167V170H168V166L166 167H164V168H167V170L166 169H163L162 167H160V168H162L161 170H160V174H159V169H158V174H156V175H158V176H161V174H162V176H161V178L164 176V179H162V180H165V177L166 178H169L170 176H172L170 179H173V177H175V178H178L177 180H175V178H174V182H173V180H171V183H173V185L170 183V181L169 180H165V181H169V182H166L165 183V181H164V183L166 184V185H164V183H163V185L166 187V188H164L163 187V185L162 184H158V186H157V183H160L159 182V179H158V182L156 181L155 182V177H157V176H155L154 177V172L152 171V173H153V175H151V177H152V179L154 180V181H151V185L153 186V185H155V186H157V190L156 189H154L153 187V189L154 190H152V188L151 187H146L147 189L149 188V189H151V190H148V195L147 194H144V195H142V191L143 190H139V189H141L142 187L145 189V186L146 185H148V184H146V185H140V183H145V180L143 181H141L140 183H137L138 181H136L135 183H134V187H133V184H132V186H130L131 188H129L128 187V189H125V188H123V190H124V192H125V190H129L130 192H128V191H126V192H128L127 193V197L128 198H130L131 200H132V203H135V204H137L138 205V208L136 207V208H130V206H129V204L131 205V203H129L128 202V200H130V199H126L125 198V196L126 195H124V194H122L121 192L122 191H119V188L116 190L115 189V191H119L122 195H124V205L123 204H121L120 206L121 207H119L115 212H114V217L116 218V219H118L120 222H123V224H132V222H134V224H136V225H134V224H132V225H134V227L136 226L137 227V225L139 226V228H141L140 227V223L139 222H141L142 221V223H143V216L145 215V214H147L148 212H150L151 211V208H152V210L153 209H155V208H157V207H159V206H157V205H160V203H161V205H162V203L163 202H165V204L167 203L166 202V200L168 201V204L171 206V204H172V202H173V204H172V206H171V208H170V206H169V208L171 209V213H170V215L169 216H171V215H173V213L174 212H176L175 213V215H178V216H176L175 218H177V217H179V215H181V214H179L180 212H182L183 210L185 211V212H182L183 213V215H181L179 218H181V220L178 218V219H176L175 220V222L172 224V225H174V224H176V225H178L179 227H185V229H187V228H189L190 229V231H192V227H194V225H192V223L193 224H195V222H196V224H197V226H198V230L197 229H195L196 228V226H195V228H194V231L193 232H195V233H193L192 235H190V237H189V240L191 241V242H195V243H198L197 245H198V249L200 248V247H202V251H203V256L204 257H201V258H199V264H261V262H264V255L261 253V251L258 249V246H257V244H255L254 242H260V241H263L264 240V229H262V230H259V232L258 233H255L256 232V230H255V232L253 231V229H252V234H254V235H251V232L249 231V227H251L250 225H252V227H254V225H253V221H248L247 219L249 218H245L246 216H251V215H249L248 214V212L250 211V209L251 210H253V211H256V210H258L259 209V211L260 212H263L264 211V201L262 200V199H264V198H262L261 199V197L263 196V190H264V181L262 180V181H260V180H258L257 178H254V177H252L253 178V180L254 179H257V181H258V183H260L261 185H263V186H261L260 184H258L257 182H256V180H254L255 182H253V183H251L250 184V179H249V177H248V173H250L251 174V172L253 173V170L252 171H249L250 169H253L254 168V170H255V167L253 166V167H251V168H247V170H246V172H248V173H246L241 167V169L239 168V167H237V170L236 171H234V172H237L238 170L240 171V172H242L241 174L240 173H238V174H240L241 175V177L242 176H244V175H242V174H244L243 173V171L246 173V176H247V178H246V176L244 177V178H241V177H238V175H236L237 176V181H235L236 179H234V181L232 180V178L230 177H228V174H227V176L226 177H224V178H222V180H221V177H220V181L219 180H217L216 178V180H213V178L212 179H210V183H209V180H206V181H204V182H206L207 184H208V186L204 183V182H202V181H200V180H202V178H201V176L200 175H202L201 173H204V169H207L208 171H206L205 170V172H207V175L209 174V173H211L212 174V172L215 170V168L216 167H219V166H216V167H214V165L212 166L211 165V167L210 168H212V167H214V168H212V169H209V167L207 166V165H205V166H207L208 168H203V169H201L200 170V173H199V171H197L198 173H195V171H194V169H191V167L189 168L190 170H193V171H191L192 173L190 174V170L187 168V170H189V172L188 173H186L185 174V172H186V168H185V165H183L182 164V166L181 165H179V163H177ZM239 165H240V163H238ZM254 164H257V163H254ZM52 165V164H51ZM102 165V164H101ZM107 165V164H106ZM133 165H134V163H133ZM130 166V167H134V169H136L137 167H135V165L134 166ZM145 165V164H144ZM150 167H149V166ZM171 164H169V166H170ZM230 165V164H229ZM239 165H235V167L236 166H239ZM243 165V164H242ZM241 165V166H242ZM156 166V167H155ZM174 166H172L171 165V167H169V168H172V170H168L169 172H171V171H173V173L172 174H176L175 173V167ZM181 166V167H183V168H180L179 169V167ZM204 166V167H205ZM252 166V165H251ZM258 168L259 169H261L260 168V163L258 164ZM262 166V165H261ZM51 167V166H50ZM111 167V166H110ZM129 167V168H130ZM145 167L146 166H143V171L144 170H146V172H147V169H145ZM173 167H174V169H173ZM187 167V166H186ZM232 167V166H231ZM116 168H119L118 167V165H117V167ZM115 168V169H116ZM179 170H178V169ZM198 168V169H197ZM220 168V167H219ZM219 168H218V170H219ZM221 168H220V170H221ZM232 168H234V164H233V167ZM239 168V169H238ZM245 168V167H244ZM51 169V168H50ZM49 169V170H50ZM217 169V168H216ZM223 169V168H222ZM259 169H257V170H259ZM133 170V169H132ZM137 170V169H136ZM136 170H133V171H136ZM142 170V169H141ZM140 170V171H141ZM156 170V171H155ZM162 170H164V171H162ZM209 170H210V172H209ZM212 170V171H211ZM219 170V171H220ZM228 170H232L231 168H229ZM256 170V172H257V175L259 174L258 173V171ZM264 170V169H263ZM139 171V170H138ZM262 171V170H261ZM126 172H128V171H126ZM183 172V173H182ZM216 173L215 174H217V172L218 171H215ZM227 172V171H226ZM232 172H233V170H232ZM260 172V171H259ZM113 173V172H112ZM130 173V172H129ZM142 173V172H141ZM195 173V174H194ZM227 173H230L229 171L227 172ZM137 174V173H136ZM135 174V175H136ZM149 174L147 175V176H149ZM194 174V175H193ZM214 174V175H215ZM256 174V173H255ZM260 174H262V173H260ZM48 175V174H47ZM46 175V176H47ZM132 175V174H131ZM130 175V176H131ZM140 175V174H139ZM145 175V174H144ZM191 175L193 176V178L191 177ZM197 175H199L200 176V178H198L197 180L195 179V178H197L196 176ZM52 176V175H51ZM58 176H59V174H58ZM57 176V177H58ZM111 176V175H110ZM128 177V178H130L131 179V177ZM134 176V175H133ZM169 176V177H168ZM184 176V177H185ZM186 176V177H187ZM204 176V175H203ZM212 176V175H211ZM219 176H221V175H219ZM235 176V177H236ZM258 176H260V175H258ZM262 176V175H261ZM124 177V176H123ZM154 177V178H153ZM185 177V178H186ZM188 177L186 178V179H188ZM206 177V176H205ZM223 177V176H222ZM228 177V178H227ZM232 177H234L233 175H232ZM250 177H251V175H250ZM51 178V177H50ZM50 178H48L49 180H50ZM146 178H148L149 179V181L151 180L149 177H146ZM219 178V177H218ZM48 179H45V180H47L48 181ZM120 179H121V176H120ZM124 179V178H123ZM156 179V180H157ZM180 179V180H179ZM186 179H182V182L184 181L185 182V180ZM223 179H224V181H223ZM226 179H229V180H226ZM239 179H240V181H242L243 179V181H244V183H245V180H249L248 181V183H247V181H246V183L244 184L243 182H242V184L240 183V181H239ZM261 179V178H260ZM126 180H127V178H126ZM125 180V181H126ZM129 180V179H128ZM138 180V179H137ZM195 180V181H194ZM199 180V181H198ZM253 180H251V182L253 181ZM60 181V180H59ZM114 181V180H113ZM124 181V180H123ZM132 181L134 182V179H133V177H132ZM161 181V180H160ZM196 183V181H197V185H198V183L199 182H201L202 184H205V186H206V188L201 184V183H199V184H201L202 186L201 187H199L200 189L203 187L204 189H202V190H200V191H196V188L198 187V186H196V188H195V183ZM208 181V182H207ZM121 182V181H120ZM128 182V181H127ZM133 182H131V183H133ZM154 182V183H153ZM162 182V181H161ZM183 182V183H184ZM262 182V183H261ZM39 183V182H38ZM52 183V182H51ZM54 183V182H53ZM52 183V184H53ZM129 183V182H128ZM131 183H130V185H131ZM146 183H148V182H146ZM40 184H41V182H40ZM40 184H39V186H40ZM56 184V183H55ZM54 184V185H55ZM120 184V183H119ZM149 184V185H150ZM172 186H171V185ZM244 184V185H243ZM250 184V186H245V185H249ZM54 185H53V187H54ZM150 185V186H151ZM160 185H162V187L164 188L163 189V191H164V193H165V195H164V193H163V191H162V188H161V193L160 192H158V191H160V190H158V189H160ZM186 185H188V186H186ZM136 186V187H135ZM167 186H170V187H167ZM181 186H183L185 189H186V191H188V193H186V191L184 190V188H182ZM200 186V185H199ZM243 186H245V187H248L247 189H245ZM44 188L46 187V186H43ZM120 187V186H119ZM124 187H126V185L124 186ZM172 187V188H171ZM249 187H250V189L251 190H253L254 191V194L253 195H251V192L249 191ZM262 187V188H261ZM47 188V187H46ZM50 188H52V187H50ZM142 188V189H143ZM180 188V190H181V188H182V190H184L185 191V193H186V195H185V193H183V192H180L178 189ZM187 188L189 189V190H187ZM243 188H244V190H243ZM34 189V188H33ZM37 189V188H36ZM48 189V188H47ZM169 189H171V190H169ZM175 191H174V190ZM178 191H177V190ZM226 189V190H225ZM46 190V189H45ZM45 190H44V192H45ZM51 190H53V189H51ZM173 190V191H172ZM247 190V191H246ZM35 191V190H34ZM49 191V190H48ZM47 191V192H48ZM58 191V190H57ZM56 191V192H57ZM139 192V193H136V192ZM169 191V192H168ZM257 191V192H256ZM261 191H263V192H261ZM41 192V191H40ZM123 192V193H124ZM192 193L191 195L189 194V193ZM19 193V192H18ZM34 193V192H33ZM36 193V192H35ZM62 193V192H61ZM117 192H114V195L113 196H115V194H116ZM120 193H117L116 195L117 196H119V194ZM140 193H141V195H140ZM160 193V194H159ZM163 193V194H162ZM167 193H170V195L169 196H171L172 197V199H170L172 202H170V200H169V197L166 199V197L165 196H167ZM259 193H260V195H259ZM21 194H22V192H20V194H18V195H20L21 196ZM38 194H39V192H38ZM41 194V193H40ZM53 194V193H52ZM57 194H60L59 192L57 193ZM120 194V195H121ZM126 194V193H125ZM128 194H129V196H128ZM157 194V195H156ZM189 194V195H188ZM23 195V197L21 198V203H22V207H23V209H22V211H23V214H28V208L29 207H31L30 206V204H28V202H27V200H26V197H25V195L24 194H22ZM49 195H51V194H49ZM147 196V197H144V196ZM162 195V196H161ZM260 197H259V196ZM262 195V196H261ZM58 196V195H57ZM63 196V195H62ZM141 198H140V197ZM1 197V196H0ZM24 197H25V199H24ZM34 198L36 197V196H33ZM32 197V199H34ZM49 197V196H48ZM53 197V196H52ZM51 197V198H52ZM59 197H61V194L58 196V197H55V199H58V201H56L57 203L60 201L59 199ZM116 197V196H115ZM121 197H123V196H121ZM121 197H119V199L121 198ZM140 199H139V198ZM165 197V199H161V200H163V201H159V199L158 198H164ZM264 197V196H263ZM19 198V196L17 197V201H20V198ZM30 198H31V196H30ZM63 198H65V197H63ZM84 198V197H83ZM2 199V198H1ZM40 199H42V198H40ZM71 199V198H70ZM4 200V199H3ZM15 200V201H16ZM51 201H53L52 199H50ZM36 201H37V203L39 202H41L40 200L38 201V199H37V197H36ZM35 201V202H36ZM62 202H59V203H62L63 205H66L65 204V199L64 200H61ZM67 201H68V199H67ZM121 201V203H123V201H122V199L120 200ZM128 203H127V202ZM141 202L142 201V203H140V204H138V202ZM1 202V201H0ZM42 202H43V200H42ZM55 202V203H56ZM70 203H71V201H69ZM73 202V201H72ZM76 202H78V201H76ZM115 202H116V199H115ZM117 202H118V200H117ZM159 202V203H158ZM17 203V202H16ZM20 203V202H19ZM44 203V202H43ZM51 203H53V202H51ZM66 203H68V202H66ZM79 203V202H78ZM84 203H86V202H84ZM126 203V204H125ZM155 203H157V205L155 204ZM171 203V204H170ZM2 204V205H1ZM41 204V203H40ZM83 204V203H82ZM81 204V205H82ZM115 204V203H114ZM128 204V206H126ZM164 204V203H163ZM164 204V205H165ZM0 205L1 206H3V208H1V209H3L4 210V206L6 207V205L4 204V202L2 203H0ZM18 205V204H17ZM49 205V204H48ZM61 205V204H60ZM59 205V207H56V208H58V210L57 211H59V212H61V214H62V212H64L63 211V208H61V206ZM71 205V204H70ZM79 205V204H78ZM80 205V206H81ZM85 205V204H84ZM123 205V206H122ZM133 205V204H132ZM131 205V206H132ZM154 205H155V208H153L154 207ZM160 205V207L159 208H161V212H162V214H163V211H165L166 210V208H165V210H164V208H162V206ZM164 205H163V207H164ZM67 206V205H66ZM157 206V207H156ZM62 207H64V206H62ZM87 207V206H86ZM166 207V206H165ZM20 208V207H19ZM62 209V211H61V209ZM66 208V207H65ZM159 208H157V209H159ZM169 208H167L168 210H170ZM1 209H0V213H1ZM40 209V208H39ZM43 209V208H42ZM66 209H68V208H66ZM65 209V210H66ZM72 209V208H71ZM80 209V208H79ZM86 209V208H85ZM126 209V210H125ZM261 209V210H260ZM2 210V211H3ZM38 210V209H37ZM41 210V209H40ZM56 210V209H55ZM74 209H72V211H73ZM141 210V211H140ZM149 210V211H148ZM249 210V211H248ZM87 211V210H86ZM146 211H148V212H146ZM157 211V210H156ZM259 211H258V213H259ZM32 212H36V213H39V211L37 212V211H35L34 209L32 210ZM32 212H29L30 214H28V216H29V218H30V216L32 217V215H35L34 217L36 218V213H32ZM41 213L43 212V210H41L40 211ZM141 212H142V214L143 215H140L141 216V221L139 220L138 221V219H140V217L138 216L139 214H141ZM143 212H146L145 214L143 213ZM167 212H170V211H165V215H166V213ZM193 212V213H192ZM246 212H247V214H246ZM4 213V212H3ZM71 213V212H70ZM73 213V212H72ZM71 213V214H72ZM75 213V212H74ZM84 213H85V211H84ZM84 213H82L81 212V216H83L82 218H86V216H89V215H86L85 214V217H84ZM244 213H245V216H244ZM251 213V212H250ZM70 214V216H71V218H72V216L74 215V214H72L71 215ZM99 214H101L100 212H99ZM98 214V215H99ZM103 214V213H102ZM195 214V215H194ZM39 215V214H38ZM37 215V217H39V218H37L38 220H37V222H36V220H35V224L33 223V221H34V219H32L31 221V223H33V224H31V223H29L30 225V229L32 230V228H33V226H34V228H33V233H34V231H36L37 230V235L35 236L34 235V237H35V239H36V242H52L55 238L57 239V241L56 242H61L62 241V235L60 236V231H56V229H53L52 227H51V222H54V217H53V219H51L50 218V221L48 220V221H46V222H42V218H44V213L43 214H41V215H39L38 216ZM67 215H68V212H67ZM164 215V216H165ZM168 215V214H167ZM252 215H253V213H252ZM25 216V215H24ZM51 217L50 215H46V217ZM81 216H80V218H81ZM91 216V215H90ZM89 216V217H90ZM100 216H102V215H100ZM99 216V217H100ZM103 216H105L104 214H103ZM48 217V218H49ZM68 216H66V215H64V218L63 219H68L67 218ZM143 217V218H142ZM151 217H154V216H151ZM151 217H150V219H148L147 217H145V218H147L148 220H153V219H151ZM156 217V216H155ZM171 217H173V216H171ZM171 217H167V216H165V219L164 220H161L162 218L161 217H159L160 219L159 220H161V222L160 223H158L159 222V220H158V222H156V220L158 219H154L153 221L156 223V225L157 224H159V225H157V227L158 226H160L161 224H163L164 225V223H165V220L167 221V219H170ZM253 217V216H252ZM260 217L261 218H256V219H259L260 220V222H258V224H260L262 221H263V218H264V212H263V214H260ZM28 218V217H27ZM27 218H26V220L25 221H27ZM42 219L41 221L39 220V219ZM73 218H74V216H73ZM82 218H81V220H82ZM92 217H90V219H91ZM98 218V217H97ZM102 218V217H101ZM144 218V219H145ZM47 219V218H46ZM261 219H262V221H261ZM76 220V219H75ZM85 220H87V219H85ZM105 220H106V218H105ZM138 222H137V221ZM259 220H256V221H259ZM44 221V220H43ZM91 221V220H90ZM97 221V220H96ZM100 221H102V219L100 220ZM152 221V222H153ZM169 221H173V219H171V220H169ZM42 222V223H41ZM60 222V221H59ZM88 222V221H87ZM137 222V223H136ZM151 222V221H150ZM168 222V221H167ZM249 222H251L252 224H250ZM27 223V222H26ZM37 223H38V225H37ZM145 223V222H144ZM144 223L143 224H141V225H144ZM147 223V222H146ZM149 223V222H148ZM155 223H153V224H155ZM170 223V222H169ZM262 223H264V221L262 222ZM63 222H62V226H63ZM66 224V223H65ZM97 224V223H96ZM153 224H151V225H153ZM54 225H56L57 227H59L58 226V224H55L54 223ZM71 226V225H69L68 223L66 224V226ZM93 225V224H92ZM98 225H99V223H98ZM146 225V224H145ZM144 225V227H143V231L142 230H140V231H142V234L143 233H145V235L144 236H146V238L147 239H149L150 238V240H149V242L152 240V241H154V242H158V244H159V242H162V244L160 243L158 246V249H156V250H158V252H160V253H157V255L159 256L160 254H163V253H161L163 250H167L166 252H168V250L169 249H171L170 248V246H168V243H166L165 245H164V243L165 242H168V240H166V241H164L163 239V241L162 240H159V239H161L160 237H157L156 235H158V236H162L163 234L165 235V236H163V237H166V232H167V228L169 227V225H164V226H166V228L165 229H167L166 230V232L165 233H163L165 230L164 229H160V227H158V229H160V230H164L163 232L162 231H160L161 233H163V234H160V233H158V230L156 229H153L154 230V233L153 234H155V235H153V234H151L148 230H152V228L151 229H148V228H145V227H148L147 225L145 226ZM149 225V224H148ZM151 225H150V227H151ZM156 225H153L152 227H154V226H156ZM175 225V226H176ZM191 225H192V227H191ZM244 225V226H243ZM94 227H95V225H93ZM162 226V225H161ZM242 226L243 227H245V228H242ZM249 226V227H248ZM261 228L262 227H264V226H262V225H259ZM4 227H5V231H0V242H28V240H29V236L28 235H30L29 234V232H27L28 233V235L26 234V237L24 238V237H21V238H16L15 236L16 235H14L13 234V231H12V229H10L7 225H4ZM90 228L91 229V233H94V231H95V228ZM126 227H127V225H126ZM129 227H131V225L129 226ZM129 227L127 228V229H129ZM133 227V226H132ZM149 227V228H150ZM163 227V226H162ZM248 227V228H247ZM68 228L69 227H67L66 229L63 227V229H65L66 231L68 230ZM72 228V227H71ZM71 228H69V230L67 231L68 233H69V236H71L72 234V231H73V228H72V230H71ZM174 228V227H173ZM178 228V227H177ZM260 228V229H261ZM137 229V228H136ZM145 229V230H144ZM246 229H248V231L246 230ZM255 229V228H254ZM27 230V229H26ZM108 230V229H107ZM125 230V229H124ZM131 230V229H130ZM251 230V229H250ZM27 231H29V230H27ZM103 231V230H102ZM128 231V230H127ZM169 232H171L170 230H168ZM31 232V231H30ZM60 232V233H59ZM63 232V231H62ZM66 232V233H67ZM78 232V231H77ZM77 232H74L73 231V233H76V234H82L84 231H79L80 233H77ZM124 232L125 231H123V233H122V236H123V234H124ZM152 232V231H151ZM156 232V233H155ZM233 232H234V234H233ZM248 232L250 233L249 235H248ZM21 233H22V231H21ZM32 233V232H31ZM32 233V234H33ZM64 233V232H63ZM86 233V232H85ZM103 233L104 234H106L104 231H103ZM118 231H117V233H116V235H118ZM128 233V232H127ZM138 233H140V232H138ZM168 233V232H167ZM172 233H173V231H172ZM176 233V232H175ZM173 234V236L174 235H177V233L176 234ZM36 234V233H35ZM130 234V233H129ZM160 234V235H159ZM180 234V233H179ZM111 235V234H110ZM115 234H112L111 235V237H110V239H112V241H113V239L116 237V239H118V240H122L121 238H120V236L118 235V237L115 235ZM125 235V234H124ZM142 235V236H143ZM235 235H237V236H235ZM251 235V236H250ZM65 236V235H64ZM114 236V237H113ZM127 236H130L131 237V235H127ZM141 236V237H142ZM170 236L173 238V239H175L172 235H171V233H170ZM188 236V235H187ZM252 236H254L256 239H254V237L252 238ZM80 237V236H79ZM85 237V236H84ZM83 237V238H84ZM95 237H97V236H95ZM102 237H104V236H102ZM123 237H126V236H123ZM133 237H135V236H133ZM133 237H132V242H133ZM168 237H169V235H168ZM177 237V236H176ZM182 237H183V235H182ZM72 238V237H71ZM71 238H69L70 240L69 241H71ZM89 238V237H88ZM101 238V237H100ZM99 238V240H98V242L101 240V239H103V238H101L100 239ZM105 238V237H104ZM108 238V237H107ZM140 238V237H139ZM167 238V237H166ZM178 238L181 240V238L179 237V235H178ZM184 238V237H183ZM35 239H34V241H35ZM96 239H98V238H96ZM109 238H108V241L110 240ZM131 239V238H130ZM179 239L178 240H171L170 241V243L171 242H177V241H179ZM186 239V238H185ZM188 239V238H187ZM263 239V240H262ZM31 240H33V239H31ZM82 240H84V239H82ZM103 240H105V241H101L102 242V244H104V243H106V242H108V241H106V238L105 239H103ZM139 240V239H138ZM145 240V238L142 240V241H144ZM250 240H252V241H250ZM254 240H256V241H254ZM33 241V242H34ZM73 241H75V243L77 242L76 241V239L75 240H73ZM89 241V240H88ZM96 241V240H95ZM147 240H145V242H146ZM181 241H183V240H181ZM104 242V243H103ZM110 242V241H109ZM134 242H135V240H134ZM133 242V244L135 245V246H133V247H136V244ZM141 242V241H140ZM139 242V243H140ZM144 242V243H145ZM46 244V246L47 245H49V244ZM71 243H74V242H71ZM147 243H148V241H147ZM186 243H187V240H186ZM264 243V242H263ZM69 244L70 243H68V245L67 246H69ZM141 245L143 244V243H140ZM149 244V243H148ZM155 244V243H154ZM50 245H51V243H50ZM71 245V244H70ZM157 245H155L156 247H157ZM170 245V244H169ZM173 245V244H172ZM171 245V246H172ZM177 245V244H176ZM181 245V244H180ZM199 245H201V246H199ZM11 245H9L8 247H9V249L10 248H12V250L10 251L9 249H8V247L6 248V247H4L5 249H3V252H7L6 250L8 249V254L6 255L7 257L5 258V262L4 263H6V264H9V263H11V264H13L12 262H15L16 260H18V262L20 261L22 264H39L38 263V260H36L34 257H32V260L31 261H28V260H26V259H24L25 257H24V254H23V252L22 251H15V249H13V246H11ZM15 246V245H14ZM52 246V245H51ZM75 246V245H74ZM74 246H73V248H74ZM77 246H78V244H77ZM76 246V247H77ZM143 246H145V245H143ZM142 246V247H143ZM149 246V245H148ZM182 246H185V244L184 245H182ZM48 247V246H47ZM70 247V246H69ZM146 247V246H145ZM152 247V246H151ZM175 247V246H174ZM177 247V246H176ZM175 247V248H176ZM49 248H51V247H49ZM49 248L47 249L48 250V252H49V254H50V251H49ZM62 248H64V249H66L65 247H62ZM138 248V247H137ZM139 248H141V247H139ZM185 248H186V246H185ZM263 248H264V246H263ZM52 249H54V248H52ZM51 249V250H52ZM58 249H59V247H58ZM68 249V248H67ZM66 249V250H67ZM70 249V248H69ZM72 249V248H71ZM77 249V248H76ZM153 249V248H152ZM172 249H174L173 247H172ZM178 250V249H177ZM176 249H174V252L175 251H177ZM200 250V249H199ZM53 251V250H52ZM72 251V250H71ZM74 251V250H73ZM73 251H72V253H73ZM116 251V250H115ZM140 251H141V249H140ZM145 251V250H144ZM154 251V250H153ZM170 251V250H169ZM173 251V250H172ZM180 250H178V252L177 253H180L179 252ZM185 251V250H184ZM43 252V251H42ZM54 252V251H53ZM94 252V251H93ZM117 252V251H116ZM154 252H156V251H154ZM166 252H165V255H166ZM173 252V253H174ZM191 252V251H190ZM52 253V252H51ZM66 253V252H65ZM101 253V252H100ZM117 253H121L122 254V252H120V250L117 252ZM169 253V252H168ZM172 253V254H173ZM176 253V255L177 256H179L178 254ZM181 253H182V250H181ZM180 253V254H181ZM185 254H186V251L184 252ZM192 253V252H191ZM53 254V253H52ZM67 254H69V253H67ZM136 254H138V253H136ZM141 254H142V252H141ZM156 254V253H155ZM184 254V255H185ZM189 254V253H188ZM54 255V254H53ZM147 255V254H146ZM154 255V254H153ZM153 255L151 256V254H150V256H148V257H152L153 258ZM157 255H156V257H157ZM173 255H175V253L173 254ZM200 256H201V254H199ZM210 255H213V259H212V257H210L209 258V256ZM43 256V255H42ZM50 256H51V254H50ZM71 256V255H70ZM98 256V255H97ZM100 256V255H99ZM98 256V257H99ZM121 256V255H120ZM125 256V255H124ZM140 256V255H139ZM155 256V255H154ZM162 256V255H161ZM169 256H172L170 253H169ZM176 256V257H177ZM182 256H183V254H182ZM182 256H179V257H182ZM208 256V257H207ZM52 257V256H51ZM76 257V256H75ZM118 257V255L117 256H115L114 258H116V259H118L117 258ZM133 257V256H132ZM163 257H164V255H163ZM167 257H168V254H167ZM166 257V258H167ZM173 257V256H172ZM175 257V258H176ZM184 257V256H183ZM186 257V256H185ZM189 257H192L191 255L189 256ZM189 257L188 258H186L187 260H189ZM44 258V257H43ZM47 258V257H46ZM70 258V257H69ZM68 258V259H69ZM74 258V257H73ZM145 258H147V256L145 257ZM155 258V257H154ZM154 258H153V260H154ZM193 258H194V256H193ZM192 258V259H193ZM110 259V258H109ZM111 259H112V257H111ZM148 259V258H147ZM151 259V258H150ZM163 259V258H162ZM161 259V257H160V261L162 260ZM169 259V258H168ZM172 259V258H171ZM177 259V258H176ZM192 259H190V260H192ZM195 259V258H194ZM43 260H45V259H42V261ZM47 260V259H46ZM113 260V259H112ZM119 260V259H118ZM118 260H116V261H118ZM120 260H121V257H120ZM127 259H125V261H126ZM145 260V259H144ZM158 260V262H159V259H157ZM157 260H154V261H156L157 262ZM181 260H183V259H181ZM181 260H179V261H181ZM186 260V261H187ZM189 260V261H190ZM42 261L41 260H39V262L41 263V264H43L42 263ZM110 261V260H109ZM108 261V262H109ZM122 261L124 262V264H126L127 263V261L129 262V260H127L126 262L124 261V259L122 258ZM147 261V260H146ZM145 261V262H146ZM163 261V260H162ZM167 261V260H166ZM175 261V260H174ZM178 261V262H179ZM188 261V262H189ZM19 262V263H20ZM85 262V261H84ZM115 262V261H114ZM119 262V261H118ZM148 262V261H147ZM150 262V261H149ZM153 262V261H152ZM164 262V261H163ZM177 262V263H178ZM183 262V261H182ZM187 262V264H189ZM191 262V261H190ZM193 262V261H192ZM191 262V263H192ZM176 263V262H175ZM186 263V262H185ZM195 263V262H194ZM45 264V263H44ZM110 264V263H109ZM119 264V263H118ZM123 264V263H122ZM130 264V263H129ZM135 264V263H134ZM152 264H154V262L152 263ZM180 264V263H179ZM183 264V263H182Z\"/></svg>","mask_w":264,"mask_h":264}]
</instances>
